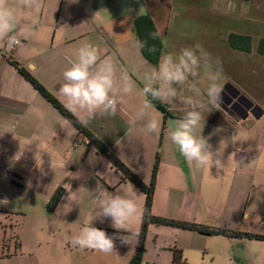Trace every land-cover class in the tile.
<instances>
[{
  "label": "crops",
  "instance_id": "0c3cea01",
  "mask_svg": "<svg viewBox=\"0 0 264 264\" xmlns=\"http://www.w3.org/2000/svg\"><path fill=\"white\" fill-rule=\"evenodd\" d=\"M217 2L206 0L205 8L212 9ZM175 3L176 0H41L38 12L27 13L37 23L23 20L21 30L27 29L28 36L10 54H0V229L2 249L5 248L0 259L27 255L36 264H45L50 255L25 247L31 241L37 246L53 245L62 230L71 251L73 231L92 220L94 201L101 190L114 192L121 186H134L142 194L143 213L144 192L123 179L107 155L88 143L89 138L19 71L20 67L27 69L64 105L59 93L63 72L70 67L76 51L91 43L103 56L110 57L118 70L129 71L136 89L118 103L115 116L97 114L85 129L146 183L158 163L151 206L154 215L204 227L197 230L150 223L140 264H172L173 247L182 249L188 264L249 263L237 248H246L251 238L211 232L244 231L251 201H257L252 213L258 207L264 209V55L232 48L228 41L230 34L248 35L255 41L264 38V0L238 3L243 24L226 30L227 48H215L231 50L233 59L227 61L230 64L225 66L206 48L213 60H219L224 73L218 107L209 105L203 113L202 135L213 151L221 141L226 145L222 168L213 165L207 171L189 167L168 139L175 121L183 116L184 105L177 104L175 111H169L167 105L158 101L163 107L160 109L155 100L147 98L151 112L160 121L158 134L146 133L144 121L134 120L145 100L140 95L143 72L158 66L162 55L179 52L185 43L200 45L196 32L168 35L171 22H176L182 13L179 6H173ZM103 8L109 11L104 13ZM247 14L258 18L251 19ZM140 15L151 18L162 41L156 65L134 43V20ZM186 15L189 14L182 13V17ZM165 37L167 44L171 42L175 48L165 50ZM51 155L55 157V168ZM59 187H63V194L52 210L48 203ZM142 213L139 222H134L139 225L138 231ZM93 224L112 228L110 219L103 223L94 219ZM45 230L46 240L42 236ZM137 244L135 241L122 264H130ZM74 250L77 256L82 251H94L78 247Z\"/></svg>",
  "mask_w": 264,
  "mask_h": 264
},
{
  "label": "clouds",
  "instance_id": "9594fccd",
  "mask_svg": "<svg viewBox=\"0 0 264 264\" xmlns=\"http://www.w3.org/2000/svg\"><path fill=\"white\" fill-rule=\"evenodd\" d=\"M40 7L41 0H0V54H7L28 36L27 29L21 30V22L30 19L35 25L37 19L27 13L38 12ZM158 37L159 32L151 33L152 39ZM134 43L137 48H143L146 41L137 39ZM140 79L143 83L140 95L145 100L134 120L144 121L143 130L157 134L160 131V121L151 112L148 97L167 105L169 111H175L177 104L184 105L183 116L175 121L167 134L168 139L189 167L205 171L213 165L222 168L224 141L213 151L201 130L203 113L209 110V105L218 107L221 99L223 69L219 60H213L196 44L177 53L162 55L158 66L143 72ZM135 89V81L127 69L118 70L112 59L103 56L97 46L85 43L63 72L59 93L65 108L77 116L81 125L87 126L97 114L115 116L118 103ZM54 160L52 156L53 168ZM141 196L134 186H121L114 192H98L92 220L85 221L80 231L72 236L71 245L110 254L115 250L117 239L123 245L138 241L139 231L132 224L142 213ZM94 219L101 223L110 219L115 233L109 235L106 230L94 226ZM257 251L250 249L252 254Z\"/></svg>",
  "mask_w": 264,
  "mask_h": 264
},
{
  "label": "rangeland",
  "instance_id": "374dc122",
  "mask_svg": "<svg viewBox=\"0 0 264 264\" xmlns=\"http://www.w3.org/2000/svg\"><path fill=\"white\" fill-rule=\"evenodd\" d=\"M230 1V2H229ZM222 8L219 9L220 5ZM223 4V5H222ZM243 4H248L247 1H244ZM173 6H179L182 13L186 12L189 15H186V17H182V13L180 17H177L176 22H171L172 25H170L169 33L168 35H172L175 33L179 34L181 36H185L189 34V32H196L197 34V42L200 43V46L207 51L206 48H209L208 50L214 54V58H218L219 60H222L226 64H230L227 61L232 60V53L231 50L227 51H221V49L215 50V48H227L224 40L226 39L225 32L227 33V29L229 27L233 26H239L242 25L240 20V14L239 13V4L236 0H218L216 3V6L212 9L205 8L206 6V0H176V3ZM109 11L108 9L103 8V12L106 13ZM248 15V14H247ZM249 18L256 20L258 18L257 16H250ZM197 18V19H196ZM196 19V20H195ZM212 19V20H211ZM263 26H264V22ZM227 40V39H226ZM165 50L169 48H175L171 42H168V39L165 37ZM205 41H210L211 44H206ZM185 47H192L190 44L185 43L183 45V48ZM208 52V51H207ZM224 73V72H223ZM256 198H253L251 200H255ZM257 202V201H256ZM255 202V203H256ZM254 202L251 201V211H250V218L249 220H244V231L255 233V234H262L264 235V209L259 208L256 213H252V210L256 209V205ZM262 209V210H261ZM136 222H139L138 220H135ZM134 221V222H135ZM132 224V227L134 229H139L138 223ZM111 225V224H110ZM99 228H102L108 232L109 235H112L115 233V229L113 228H105L102 226H96ZM109 227V226H108ZM80 231V229H76L73 231L74 234H77ZM62 233L59 234L54 240L55 243L52 245L42 243L40 246L33 245V242H30L29 246H26L25 249H34V251L40 252L39 254H48L50 255L49 258H46L44 263L45 264H122L126 257L127 253L131 251V248L133 247L135 241L132 243V245H123L120 243L119 239L116 240V247L113 252L110 254H104L97 251H82L79 256L78 253H76V250H74V247L72 246L71 251H69L68 244H66V238L67 235L64 234L65 230L61 231ZM47 231H43V238L46 240ZM155 239L154 236L151 237V240ZM14 241H17V237L14 236ZM2 234L0 229V252H5V248L2 249ZM152 244L155 243L152 240ZM246 244L248 246L244 248L243 245H241L240 250L237 248L238 254H240L242 257L247 258L249 260L248 264H264V241L263 240H257L252 239L251 241H248ZM257 249L258 251L254 254L250 253V249ZM14 249L11 247V250ZM152 252L155 250L152 248ZM73 252V253H72ZM237 254V253H236ZM46 257V255L44 256ZM200 255L197 256V261H199ZM72 259V260H71ZM67 260V261H66ZM0 264H36L35 260L32 258L30 259L27 255L24 256H17L13 257L12 259L8 260H2L0 259ZM199 264V262H198Z\"/></svg>",
  "mask_w": 264,
  "mask_h": 264
},
{
  "label": "trees",
  "instance_id": "16d2710c",
  "mask_svg": "<svg viewBox=\"0 0 264 264\" xmlns=\"http://www.w3.org/2000/svg\"><path fill=\"white\" fill-rule=\"evenodd\" d=\"M134 30L136 33L137 39L141 41H146V44L141 51L143 55L149 60L152 64L156 65L159 61L161 52H162V41L160 36L157 39L151 38V33L157 32L155 25L151 18L148 15H140L135 18L134 20ZM250 41V37L248 35H240V34H231L229 42L231 46L236 49L240 50H247L249 49L246 45ZM245 43V45L243 44ZM262 44L259 46L260 52H264V40L261 42ZM11 60V59H10ZM16 66L18 64L12 61ZM19 71L21 75L26 78L30 83L48 100L50 101L57 109H59L82 133H84L89 139L87 142L93 143L97 148L102 150L107 157L110 159L112 165L121 171L123 174V179L130 180L133 182L141 191L145 194V202L144 208L142 213L141 219V226L139 230V237H138V244L135 249V252L130 260V264H140L143 260V256L146 252V237L148 232V227L150 223L155 224H166V225H174L182 228H190V229H197L200 228L204 229V227H200V225L196 223L180 221L175 219H168L161 216H156L151 211L152 200H153V192L155 187L156 181V173H157V166L158 163L156 162L153 168L152 179L149 183L144 182L137 174H135L128 166H126L121 160H119L111 151H109L99 139L93 138L92 134L85 129L83 125L78 122L77 117L72 114L65 106L52 94L50 93L27 69L20 67ZM155 105L163 109V107L155 101ZM63 194V187H59L54 195L51 197L48 206L50 209H54L58 202L60 201ZM208 233L210 232H203ZM211 233H222L228 236H244L251 239H258L264 240V235L262 234H255L247 231H235V230H218L213 231ZM173 259L172 264H188L185 257L183 256V252L181 248L173 247Z\"/></svg>",
  "mask_w": 264,
  "mask_h": 264
},
{
  "label": "flooded vegetation",
  "instance_id": "af4514ba",
  "mask_svg": "<svg viewBox=\"0 0 264 264\" xmlns=\"http://www.w3.org/2000/svg\"><path fill=\"white\" fill-rule=\"evenodd\" d=\"M227 1H228V0H227ZM236 1H237V3L242 2V0H236ZM229 2H230V1H229ZM230 35H231V34H230ZM240 35H241V34H240ZM249 37H250V41H249V43H247L248 41L245 42L246 45H247V47H248L249 49H247V50H243V51H246V52H253V51H256V52H258V53L264 55V52H260V50H259V46L262 44L261 42L264 40V38H261V39H259L258 41H255L254 38H252L251 36H249ZM229 39H230V36H229ZM229 39H228V41H229ZM245 43L243 42L244 45H245ZM229 45H230V47L234 48L233 46H231L230 42H229Z\"/></svg>",
  "mask_w": 264,
  "mask_h": 264
},
{
  "label": "water",
  "instance_id": "95a60500",
  "mask_svg": "<svg viewBox=\"0 0 264 264\" xmlns=\"http://www.w3.org/2000/svg\"><path fill=\"white\" fill-rule=\"evenodd\" d=\"M243 1H247V0H243ZM203 233V232H202ZM203 234H208V233H203Z\"/></svg>",
  "mask_w": 264,
  "mask_h": 264
},
{
  "label": "built area",
  "instance_id": "2783aa9c",
  "mask_svg": "<svg viewBox=\"0 0 264 264\" xmlns=\"http://www.w3.org/2000/svg\"><path fill=\"white\" fill-rule=\"evenodd\" d=\"M10 53H11V51H9V52L7 53V55L10 54Z\"/></svg>",
  "mask_w": 264,
  "mask_h": 264
}]
</instances>
